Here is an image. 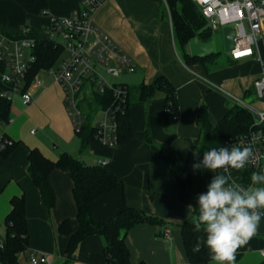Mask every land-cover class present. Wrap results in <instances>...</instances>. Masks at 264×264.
Returning a JSON list of instances; mask_svg holds the SVG:
<instances>
[{"label":"crops","instance_id":"1","mask_svg":"<svg viewBox=\"0 0 264 264\" xmlns=\"http://www.w3.org/2000/svg\"><path fill=\"white\" fill-rule=\"evenodd\" d=\"M47 5L41 16H34L15 0H0V26L16 30L25 26L44 27L51 18L68 16L77 7V0H47ZM92 22L136 66L133 73L120 76L114 83L131 89L150 84L159 76L166 77L175 88L178 120L173 121L165 111L163 96L158 94L153 101L130 106L133 134L130 141L114 147L91 144L81 151L66 114L61 87L47 72H38L27 87L32 102L24 106L20 95L13 94L10 122L6 126L0 122V142L5 137L15 144L8 155L0 154V239L6 233L5 218L11 211V199L23 195L28 251L44 254L54 264L106 263L104 239L99 235L85 238L73 260L67 261L69 238L59 234L57 227L69 220L71 231L78 229L69 173L51 171L49 182L55 206L48 213L27 172L30 149H37L45 158L56 162L63 153L74 157V150L79 148L80 157L74 158L88 166L107 161L103 167L119 182L117 188L92 203L95 224L114 218L124 207L163 220L161 226L136 225L124 234L130 264H187L180 225L196 215L191 206L178 200L180 185L162 159V153L172 152L184 175L190 178L192 188L203 192L211 173L191 168L201 159L199 153L194 155L201 138L197 124L200 107H208L209 121L215 126L228 112L231 97L242 101L247 97L253 99L252 83L261 76V65L254 58L234 61L231 55L205 64L184 65L172 42L169 16L159 0H110L96 10ZM258 50L264 59V22ZM4 72V64L0 62V77ZM95 113L100 114L99 109ZM97 120L94 115L93 126ZM197 234L202 241L203 234ZM263 249L264 218L257 233L237 249L234 264H264ZM18 264H29L24 253L18 256Z\"/></svg>","mask_w":264,"mask_h":264},{"label":"trees","instance_id":"2","mask_svg":"<svg viewBox=\"0 0 264 264\" xmlns=\"http://www.w3.org/2000/svg\"><path fill=\"white\" fill-rule=\"evenodd\" d=\"M28 14L41 16L47 10V0H15ZM164 12L168 15L171 24V38L176 51L182 54L181 61L186 66L205 64L212 62L219 54H213L207 58H192L188 54V45L192 42L207 43L213 36L207 27L198 6L191 0H159ZM30 36L37 39L35 50L36 61L32 66L27 79L26 88L40 71L55 68L63 56V49L43 37V27H28ZM0 32L7 35L21 37L19 29H11L0 26ZM127 99L124 110L118 112L117 121V145H123L133 137L129 109L133 103H147L156 99L161 94L164 108L171 112L177 111V97L175 88L164 76L157 77L150 84H141L137 88L127 86ZM85 101V109L92 112L97 109H106L113 104L112 92L107 90L103 95L93 94L91 99ZM87 106V107H86ZM208 107L202 105L198 112L197 124L200 128L199 154L202 158L203 151L222 146L228 139L246 134L253 124L252 114L238 106L229 108L226 115L213 126L208 117ZM93 114L85 111V120L81 128L76 131L80 141V150L84 151L91 144H99L96 139V126H93ZM0 122L6 126L10 122V101L0 96ZM5 138V137H3ZM147 142L151 143L147 138ZM13 143V142H12ZM100 145V144H99ZM15 144L0 151L3 156L8 155ZM192 146L195 144L192 143ZM28 175L38 189L41 201L47 212L50 213L55 206V197L49 182L52 170L58 169L68 172L73 183L72 195L76 206V220L78 229L71 231L70 221L64 220L57 227L59 234L68 236L66 248L67 261L73 260V255L78 245L88 236L99 235L104 239L103 254L105 264H130L129 250L124 242V234L136 225H162L163 220L144 214L143 212L124 207L114 218L107 222L95 224L92 219V203L98 198L111 192L119 186L114 174L102 165L88 166L68 153L60 155L56 162L45 158L37 149L28 151ZM162 159L166 162L172 176L180 185L178 200L191 206L193 215H197L198 209L194 206L199 194L192 188L190 178L184 175V171L177 162L175 156L169 150H164ZM11 211L5 218L6 233L0 239V264H18V256L28 249V231L25 216L24 196L13 197L10 201ZM190 218L180 225V234L187 257V264H208L210 258L206 247L200 241L197 232L193 231ZM66 264V263H64ZM138 264H145L143 262Z\"/></svg>","mask_w":264,"mask_h":264},{"label":"built area","instance_id":"3","mask_svg":"<svg viewBox=\"0 0 264 264\" xmlns=\"http://www.w3.org/2000/svg\"><path fill=\"white\" fill-rule=\"evenodd\" d=\"M110 0H77V7L65 17L51 18L42 29L45 39L63 49L58 67L45 70L64 92L66 112L75 131H78L85 120V99H91L93 94L103 95L107 90L112 92L113 104L106 109H99L100 117L96 124V139L102 146L117 145L118 112L124 110L127 99V86L109 81L101 69L111 78L116 79L123 74L135 71L132 59L123 53L108 37H106L92 22L96 10ZM195 3L212 31L213 36L224 28L235 32L231 59L238 61L254 58L260 65L262 74L252 83L256 98L263 105L257 110L242 100L231 97L230 101L246 110L253 116V124L249 131L237 137L228 139L222 146L241 144L250 146L255 159L242 169H231L224 173L230 181L247 185L252 172L264 168V59L258 50L264 22V0H191ZM169 16V13H168ZM170 18V17H169ZM21 37H15L0 32V62L4 64L5 72L0 80L3 90L0 96L12 100L13 94H19L22 104L29 105L32 96L26 86L27 76L35 64L38 41L30 36V29H19ZM212 36V38H213ZM88 87V95L82 89ZM165 111L173 121L178 120L177 112ZM12 141L2 138L0 151L12 146ZM104 166L107 161L99 162ZM168 231L165 235L168 236ZM0 248L2 244L0 243ZM29 264H54L48 256L26 251L24 253ZM264 258V249L261 252Z\"/></svg>","mask_w":264,"mask_h":264},{"label":"clouds","instance_id":"4","mask_svg":"<svg viewBox=\"0 0 264 264\" xmlns=\"http://www.w3.org/2000/svg\"><path fill=\"white\" fill-rule=\"evenodd\" d=\"M255 158L250 146L231 144L203 151L191 165L193 170L211 173L205 190L196 197L198 213L192 220L193 231L203 234L201 242L211 264H234L237 249L257 233L264 218V168L252 172L246 186L224 174L245 168Z\"/></svg>","mask_w":264,"mask_h":264},{"label":"water","instance_id":"5","mask_svg":"<svg viewBox=\"0 0 264 264\" xmlns=\"http://www.w3.org/2000/svg\"><path fill=\"white\" fill-rule=\"evenodd\" d=\"M234 38V30L230 28H224L220 33H216L210 42L190 43L188 45V54L192 58L203 59L213 54H218L222 50L230 52L233 49Z\"/></svg>","mask_w":264,"mask_h":264},{"label":"rangeland","instance_id":"6","mask_svg":"<svg viewBox=\"0 0 264 264\" xmlns=\"http://www.w3.org/2000/svg\"><path fill=\"white\" fill-rule=\"evenodd\" d=\"M178 52V55H179V57H180V59H181V57H182V54H181V52L180 51H177ZM230 55V52H227V51H224V50H222L220 53H219V56H218V58H225L226 56H229ZM53 69H55V68H53ZM101 72H102V74L109 80V81H111V82H114V81H119V78H121L122 76H125V74L124 75H121V77H118V78H116V79H111L106 73H105V71L104 70H102L101 69ZM126 75H128V74H126ZM62 93H63V95H64V92H63V90H62ZM82 93L85 95V96H87L88 95V87L87 86H85L83 89H82ZM14 99V98H13ZM85 101H89V100H87V99H85ZM85 101L82 103L83 105H86V103H85ZM243 102L245 103V104H247V105H251V106H253L254 108H256L257 110H262L263 109V105L260 103V101L256 98V96H253V99H250V98H245V99H243ZM234 104L233 103H227V106L230 108V107H232ZM87 107V106H86ZM66 109V108H65ZM92 110H94V108H92ZM92 110H89V108H87V110L85 109V111L89 114V113H91V114H93V116L95 115V118L96 117H98V119H99V117H100V114L99 113H95V112H92ZM67 114V113H66ZM97 114V115H96ZM69 118V117H68ZM71 122V121H70ZM72 124V123H71ZM72 128H73V132L75 133V128L72 126ZM73 155H74V157H80V153H79V148L77 149V150H74V153H73Z\"/></svg>","mask_w":264,"mask_h":264}]
</instances>
